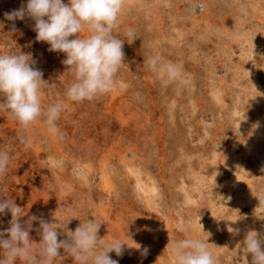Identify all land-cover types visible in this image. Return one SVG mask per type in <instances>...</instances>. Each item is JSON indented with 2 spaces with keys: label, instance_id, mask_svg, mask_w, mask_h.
<instances>
[{
  "label": "rangeland",
  "instance_id": "obj_1",
  "mask_svg": "<svg viewBox=\"0 0 264 264\" xmlns=\"http://www.w3.org/2000/svg\"><path fill=\"white\" fill-rule=\"evenodd\" d=\"M26 3L0 0V54L36 61L49 83L42 107L63 102V135L43 117L24 129L0 111V151L10 156L0 198L21 207L22 220L71 216L74 230L94 218L102 244H126L123 256L109 253L119 264H175L171 242L193 236L210 243L217 264H251L246 232L264 235V0H125L114 30L125 64L113 91L83 102L65 96L74 82L66 55L36 41L30 18L15 27L5 19ZM155 54L182 64L187 83L164 85L145 66ZM10 220L0 215V231ZM38 227L30 230L37 252ZM53 264L76 261L61 250Z\"/></svg>",
  "mask_w": 264,
  "mask_h": 264
},
{
  "label": "clouds",
  "instance_id": "obj_2",
  "mask_svg": "<svg viewBox=\"0 0 264 264\" xmlns=\"http://www.w3.org/2000/svg\"><path fill=\"white\" fill-rule=\"evenodd\" d=\"M124 5L125 0H68V3L27 0L26 5L4 15L5 19L13 21V27L16 20L30 18L34 21L36 41L47 43L49 51L66 55L62 63L66 72L73 74L74 82L67 87L65 96L68 101L83 102L109 94L117 83V74L125 64V41L115 35L114 30L119 28ZM85 31L87 35H82ZM126 36L132 41L136 39L132 29ZM35 63L30 54L21 51L0 54V97H4L0 111L8 112L9 118L24 129L43 117L49 132L62 137L56 122L64 109L63 102L49 104L46 109L42 107V86L49 83ZM145 66L157 74L164 85L187 83L182 64L165 61L159 54L149 56ZM21 142L26 148L31 145V141L23 137ZM9 163V153L0 151V176L7 174ZM259 202L264 203V195L260 196ZM9 212L10 226L0 231V264H16L17 260L26 264H53L61 256V250L76 264H119L109 253L115 252L117 257L124 254L126 244L120 240L101 243L102 238L98 235L101 224L94 218L80 220L74 230L68 228L74 218L71 216L59 224L35 214L22 220L26 216L23 209L11 199L0 198V215ZM68 212L71 213V209ZM34 221L39 223L36 231L41 236L38 252L30 238ZM229 229L233 235H239L241 231ZM65 234L66 238L60 239ZM242 242L245 256L251 254V264H264V235L248 230ZM209 244L195 236L183 238L171 242L170 253L175 264H217ZM143 251L146 254L148 249L145 247Z\"/></svg>",
  "mask_w": 264,
  "mask_h": 264
}]
</instances>
